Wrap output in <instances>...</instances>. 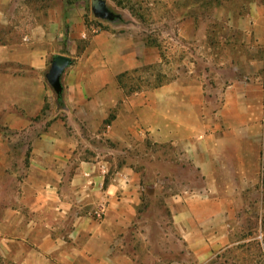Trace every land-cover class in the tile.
I'll return each mask as SVG.
<instances>
[{"label": "crops", "instance_id": "0c3cea01", "mask_svg": "<svg viewBox=\"0 0 264 264\" xmlns=\"http://www.w3.org/2000/svg\"><path fill=\"white\" fill-rule=\"evenodd\" d=\"M82 1L0 0V128H40L28 138L0 134V257L8 264H208L229 246L224 224L235 217V187L226 181L221 188V176L233 175L236 166L241 170L246 158L253 160V173L256 169V141L234 129L264 122V71L233 74L225 78L227 88L204 89L210 119L197 142L204 157L195 164L211 197L144 184L131 166L112 169L99 161V153L83 158L67 148L90 135L127 144L141 125L154 143L168 144L177 138L172 121L182 118L167 99L169 105L153 110L147 121L134 106L132 121L118 73L67 71L74 59L65 46L85 28ZM57 55L73 60L62 76L61 97L47 81ZM187 138L182 145L192 144ZM154 202H164L171 212L167 261L160 258L162 234L154 231L162 221L150 214ZM97 207L104 208L101 220L87 214Z\"/></svg>", "mask_w": 264, "mask_h": 264}, {"label": "rangeland", "instance_id": "374dc122", "mask_svg": "<svg viewBox=\"0 0 264 264\" xmlns=\"http://www.w3.org/2000/svg\"><path fill=\"white\" fill-rule=\"evenodd\" d=\"M65 1L67 4L72 0ZM104 1L114 14L113 20L96 18L92 0L81 2L86 12L85 28L79 38L72 36L65 46L74 59L67 71L118 73L117 86L127 100L132 121L134 106L144 110L147 121L153 110L167 107V99H171L173 113L182 117L171 123L177 138L168 144L154 143L148 127L141 125L137 127L138 134H130L127 144L90 135L87 141L79 139L78 144L67 148L77 155L81 153L83 158L99 153L103 156L99 161L112 165V169L131 166L142 174L144 184L173 187L192 198L211 197L204 189V175L195 164L196 159L204 157L197 142L204 135V122L210 119L204 113V89L227 88L229 80L225 78L233 74L264 71V0ZM71 34L68 31L69 38ZM158 89H168L170 95H162ZM188 105L193 110L185 108ZM234 130L236 135L256 141V169L254 174L253 160L246 158L241 161V170L236 166L233 175L221 176L219 186L228 181L235 187V217L224 224L229 246L208 264H264V122L255 128ZM39 131L37 126L14 131L0 128L2 135L27 138ZM188 136L192 144L182 145L183 137ZM23 149L29 154L27 143ZM194 153L196 158L192 157ZM152 208L150 214L162 221L159 230L155 225L154 231L162 234L160 258L167 261L171 257L165 255L164 248L168 234L174 232L171 212L164 202H154ZM176 244V251H182L179 234ZM8 263V259L0 257V264Z\"/></svg>", "mask_w": 264, "mask_h": 264}, {"label": "water", "instance_id": "95a60500", "mask_svg": "<svg viewBox=\"0 0 264 264\" xmlns=\"http://www.w3.org/2000/svg\"><path fill=\"white\" fill-rule=\"evenodd\" d=\"M92 10L99 19H114V14L109 10L104 0H92ZM72 63L73 60L64 55H57L52 61L50 71L47 74V81L58 97L63 94L62 76Z\"/></svg>", "mask_w": 264, "mask_h": 264}, {"label": "built area", "instance_id": "2783aa9c", "mask_svg": "<svg viewBox=\"0 0 264 264\" xmlns=\"http://www.w3.org/2000/svg\"><path fill=\"white\" fill-rule=\"evenodd\" d=\"M87 214H88V216H90L92 218L100 220L103 218L104 208L103 207H97V208L89 211Z\"/></svg>", "mask_w": 264, "mask_h": 264}]
</instances>
